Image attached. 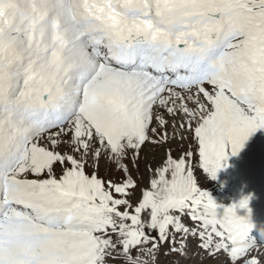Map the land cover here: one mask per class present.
<instances>
[{
    "label": "snow or ice",
    "instance_id": "snow-or-ice-1",
    "mask_svg": "<svg viewBox=\"0 0 264 264\" xmlns=\"http://www.w3.org/2000/svg\"><path fill=\"white\" fill-rule=\"evenodd\" d=\"M15 3L0 20V264H159L190 241L264 264V229L258 242L236 212L250 197L219 216L200 187L264 128V0Z\"/></svg>",
    "mask_w": 264,
    "mask_h": 264
},
{
    "label": "rangeland",
    "instance_id": "rangeland-1",
    "mask_svg": "<svg viewBox=\"0 0 264 264\" xmlns=\"http://www.w3.org/2000/svg\"><path fill=\"white\" fill-rule=\"evenodd\" d=\"M108 6L110 7V5ZM14 14L16 15L15 11L0 12V20L7 26L12 23ZM146 26H150V23L146 22ZM263 129L261 128L253 133L237 155H232L230 158L231 152L229 150L226 161L227 166L219 169L214 179L206 173L201 174L200 187L217 202L216 211L219 216L223 215L225 208L238 204L245 197H250L248 208L251 209V212L249 213L248 209L240 208H237L236 212L237 215L252 222L254 219L253 212L259 210V205L264 201V187L262 186L264 178V138L261 137ZM188 142V140H185L182 147L187 146ZM161 154L159 150H156L155 158L158 160ZM145 160L155 162L153 155L149 153L141 159L139 172L136 173L134 170V174L138 177L143 176L146 182L151 176V172L145 167ZM100 172L102 175H112L113 178L119 176V173L115 172L112 166L105 161H101ZM197 174L200 175L199 172ZM261 229H264V227L255 226L251 232V235L258 242L261 239ZM164 251H167V246H165ZM159 264H219V260L201 252L196 247L195 241H190L186 257L180 258L161 254Z\"/></svg>",
    "mask_w": 264,
    "mask_h": 264
},
{
    "label": "bare ground",
    "instance_id": "bare-ground-1",
    "mask_svg": "<svg viewBox=\"0 0 264 264\" xmlns=\"http://www.w3.org/2000/svg\"><path fill=\"white\" fill-rule=\"evenodd\" d=\"M109 5H110V3H109ZM16 7H17V5L15 3V0H8V2L0 4V12L7 13V11H15L16 10ZM85 7L86 8L88 7L87 0H86V3H85ZM92 7H96V6L95 5H92ZM15 13H16V11H15ZM112 19L115 22V15L112 16ZM262 186H264V178H263V185ZM214 202H215V200H214ZM215 203H217V202H215ZM219 205H221V204L219 203ZM263 217H264V212H260V213H258L256 215H254V219L252 220L253 224L254 223H256V224L262 223V226H264V222H262V218Z\"/></svg>",
    "mask_w": 264,
    "mask_h": 264
}]
</instances>
